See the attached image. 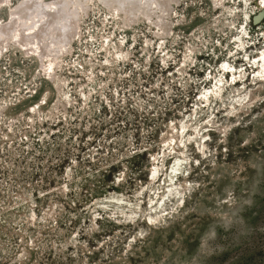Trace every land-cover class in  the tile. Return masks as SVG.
Masks as SVG:
<instances>
[{
  "label": "rangeland",
  "instance_id": "374dc122",
  "mask_svg": "<svg viewBox=\"0 0 264 264\" xmlns=\"http://www.w3.org/2000/svg\"><path fill=\"white\" fill-rule=\"evenodd\" d=\"M260 2L176 0L161 36L93 0L58 67L66 109L39 60L9 47L0 264H264Z\"/></svg>",
  "mask_w": 264,
  "mask_h": 264
},
{
  "label": "bare ground",
  "instance_id": "6f19581e",
  "mask_svg": "<svg viewBox=\"0 0 264 264\" xmlns=\"http://www.w3.org/2000/svg\"><path fill=\"white\" fill-rule=\"evenodd\" d=\"M10 1L11 0H0V10L4 9ZM96 1L97 3L99 2L108 12H110L112 16H115V15L117 16L118 14H121L125 22L127 21L137 22L138 18L149 22L151 26L156 27L155 29H157L158 35H161V36H165L168 32V29L165 25L166 22L164 23L165 19L163 20L162 17L163 15H165L166 12H168L170 3L176 2V0H96ZM92 2L93 0H50V1L49 0H21L15 7L11 6V8L8 9L6 20L4 21L0 20V57H3V54L9 49L10 46L13 45L17 47L18 49H20L21 51L23 50V52L27 56L38 59L41 67L45 71L48 78L52 79L53 81L54 89L57 94V101H56L55 106L62 104L63 107L66 109L67 107L72 105L70 96L65 91V87H67V84L70 79L63 78L58 73V70H60L58 69V67H59V63L61 62V60L67 54H70L69 46L72 44V42H74L77 39L78 18L84 15L85 16L87 15L89 8L92 5ZM260 7L264 9V0H261ZM153 15L156 16V17L154 16L155 17L154 19H153ZM116 54L118 56V59L124 58V55H121L118 52H116ZM262 55H263L262 62H264V54ZM225 68L228 69V66H222V69H225ZM260 73L262 75L261 71ZM241 75L244 76L243 74ZM241 77H238V80ZM261 77H264V76L262 75ZM222 82L224 84V81ZM215 87L217 88V90H219L218 84H216ZM221 89L219 91L224 90V89L223 90ZM212 95H215V94H212ZM85 98H86L85 102H87L88 97L85 96ZM201 99L203 98L201 97ZM237 102L238 104H240L239 100ZM248 102L249 101L247 99V102H245L246 106ZM238 104H237V108L238 107L240 108ZM232 107L234 109V106ZM32 112L35 113L36 110L33 109ZM2 118H4L3 115H2ZM201 139H200V142L202 141ZM169 146H171V144H169ZM198 149L199 148H197V150ZM200 150H202V147H200ZM203 152L204 151H202L201 154H203ZM174 158H175V161H174V166H173V174L176 176L179 173L180 168H181L180 167L181 160H180V156L179 157L177 156ZM156 160L157 158L154 159V161ZM149 181L155 182L156 178L155 177L149 178ZM171 193L170 195L172 196ZM164 197L165 195L163 196V198ZM159 204L160 202L158 203V206ZM146 223L149 224L148 222Z\"/></svg>",
  "mask_w": 264,
  "mask_h": 264
}]
</instances>
